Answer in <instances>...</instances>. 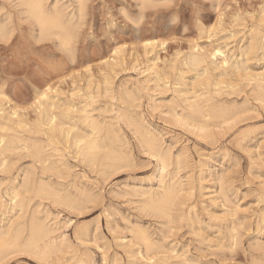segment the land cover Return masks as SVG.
<instances>
[{"label": "rangeland", "instance_id": "374dc122", "mask_svg": "<svg viewBox=\"0 0 264 264\" xmlns=\"http://www.w3.org/2000/svg\"><path fill=\"white\" fill-rule=\"evenodd\" d=\"M46 1L71 35L67 45L60 46L59 29L38 31L18 0H0V137L10 145L0 155V227L20 220L8 192L24 174L67 199L62 204L20 190L23 219L34 216L48 224L57 247L48 259L18 251L0 264H264V96L255 87L264 74V0ZM217 49L221 54L214 58ZM196 53L204 61L189 65ZM195 98L208 123L188 105ZM52 116L71 130L69 136L48 133ZM90 120L100 130L93 135L105 145L95 163L73 138L92 134ZM11 122L27 124L20 129ZM151 133L169 160L164 169L144 142ZM110 147L118 157L113 163L102 159ZM34 148L51 155L52 170L43 171L29 156ZM174 181L181 186L171 217L146 211L141 193H156ZM141 231L152 241L150 248L139 238Z\"/></svg>", "mask_w": 264, "mask_h": 264}, {"label": "bare ground", "instance_id": "6f19581e", "mask_svg": "<svg viewBox=\"0 0 264 264\" xmlns=\"http://www.w3.org/2000/svg\"><path fill=\"white\" fill-rule=\"evenodd\" d=\"M5 1V0H4ZM144 1H146V0H144ZM18 2L20 3V4H22V5H24L25 7H26V11L29 13V15L37 22V24L39 25V27L40 28H38V29H40V30H38V31H41L42 33H44V34H51L52 33V30L53 29H59L60 31V34H58L59 36V38H61V43L60 44H62V45H60V46H63V44L64 45H67V43L69 42V40H70V33H69V31H67L68 29H66L65 27H64V25H63V23H62V21H61V15H60V13H57V12H54L53 14H51V13H49L48 12V10L45 8V2H47L46 0H18ZM56 5H57V3H56ZM16 6V5H15ZM52 6V5H51ZM51 8V7H50ZM67 8H69V7H67ZM53 9V8H52ZM15 10V9H14ZM17 10V9H16ZM50 11H52V10H50ZM55 11H56V9H55ZM69 11H70V9H69ZM68 14V13H67ZM3 15V14H2ZM19 15V14H18ZM28 15V16H29ZM7 16H8V14H7ZM29 16V17H30ZM70 17V16H69ZM76 17V16H75ZM2 18H4V17H2ZM82 18V17H81ZM10 20V19H9ZM263 20V19H262ZM3 22V21H2ZM264 23V22H263ZM6 24V23H5ZM10 24V23H9ZM73 24V23H72ZM2 28V27H1ZM5 28V27H4ZM252 28V27H251ZM77 29V28H76ZM4 30V29H3ZM8 30V29H7ZM252 32H254V31H252ZM56 33V32H55ZM74 33V32H73ZM251 33V32H250ZM258 33L260 34V31H258ZM262 34V33H261ZM6 35H8V34H6ZM5 35V36H6ZM250 35V34H249ZM4 36V35H3ZM42 36V35H41ZM38 37V36H37ZM56 37V36H55ZM4 38V37H3ZM48 38V37H47ZM250 39H252L251 37H249ZM255 39V38H254ZM3 40V39H2ZM250 41V40H249ZM254 41V40H253ZM248 42V41H247ZM249 43V42H248ZM263 43H264V41H263ZM251 43H250V47H251ZM256 45V44H255ZM261 45H262V39H261ZM246 45H244L243 47H245ZM67 47V46H66ZM197 48V47H196ZM247 48V47H246ZM246 48H244V49H246ZM253 47H251L250 49H252ZM215 49V48H214ZM213 49V50H214ZM219 49V48H218ZM216 50L214 53H210L214 58H216L215 56L217 55V54H221V51H219V50ZM248 49H249V47H248ZM249 49V50H250ZM259 49V48H258ZM66 50V49H65ZM194 50V49H193ZM68 51V50H67ZM71 51V50H70ZM201 51H203V50H201ZM243 51H245V50H243ZM205 52V51H204ZM251 52V51H250ZM256 52H257V49H256ZM71 53V52H70ZM203 53V52H202ZM206 53V52H205ZM245 53V52H244ZM74 54V53H73ZM188 54V53H187ZM191 54V53H190ZM208 54V53H207ZM70 55H72V54H70ZM241 55V54H240ZM243 55V54H242ZM245 55V54H244ZM210 57V56H209ZM246 57V56H245ZM222 60H223V58H221ZM188 61H189V65L191 64V65H197V64H199V63H201V61H204L203 60V56L202 55H198L197 53L196 54H193V55H191L190 56V58L188 59ZM223 62V61H222ZM244 62V61H243ZM188 63V62H187ZM186 63V64H187ZM237 63V62H236ZM241 63V62H240ZM184 64V63H183ZM210 64V63H209ZM220 64V63H219ZM224 64V63H223ZM223 64H222V66H223ZM205 65V64H204ZM204 65H202V66H204ZM214 65V64H213ZM227 65H229L228 63H227ZM234 65H235V63H234ZM234 65L232 66V68H234ZM242 65H244V64H242ZM153 66V65H152ZM221 66V67H222ZM204 67H206V66H204ZM230 67H231V65H230ZM208 68V67H207ZM219 68H220V66H219ZM223 68V67H222ZM174 69V68H173ZM206 69V68H205ZM211 69H212V67H211ZM241 69V67H239V70ZM180 70V69H179ZM217 70V69H216ZM224 70V69H223ZM185 71V70H184ZM229 71V70H228ZM227 71V72H228ZM157 72V71H156ZM183 72V71H182ZM205 74H207L205 71H203ZM225 72H226V70H225ZM264 72V71H263ZM181 73V72H180ZM204 74V75H205ZM221 74V73H220ZM219 74V75H220ZM244 74V73H243ZM257 74H258V72H257ZM222 75V74H221ZM248 75L250 76V73H248ZM176 76V75H175ZM182 76V75H181ZM180 76V77H181ZM218 76V75H217ZM246 76H247V73H246ZM160 77V76H159ZM207 77H209V76H207ZM210 77H211V75H210ZM219 77V76H218ZM251 77H253V76H251ZM251 77H248L247 76V78L249 79V78H251ZM257 77V76H256ZM260 76H258L257 78V80H259L258 81V83H257V86H255V87H258V88H256L257 89V91L258 90H260L261 91V94L264 96V74L259 78ZM164 78V77H163ZM177 78V77H176ZM216 78V77H215ZM254 78V81H255V77H253ZM181 79V78H180ZM213 80H214V78H213ZM226 80V79H225ZM249 80H252V79H249ZM179 81V80H178ZM196 81H198V80H196ZM201 81V80H200ZM206 81V80H205ZM207 82H208V80H207ZM227 82V81H226ZM255 82H257V81H255ZM199 83H201V82H199ZM221 83V82H220ZM179 84V83H178ZM210 84V83H209ZM213 84H214V82H213ZM217 84V83H216ZM47 86V85H46ZM218 87H220L219 85H217ZM221 88L223 89V87L221 86ZM221 88H220V90H221ZM194 89V88H193ZM212 89H214V88H212ZM48 90H50V88L48 89ZM219 90V89H218ZM195 91V90H194ZM216 91V90H215ZM41 92H42V90H41ZM47 92V91H46ZM50 92V91H49ZM180 92V91H179ZM187 92V91H186ZM212 92H214V91H212ZM193 93V92H192ZM221 93H223V92H221ZM226 93V92H225ZM50 93H48V95H49ZM176 94H177V92H176ZM179 94V93H178ZM183 94V93H182ZM182 94H179V95H182ZM185 94V93H184ZM183 94V95H184ZM195 94V93H194ZM205 94V93H204ZM214 94V93H213ZM227 94V93H226ZM230 94V93H229ZM44 95V94H43ZM187 95V94H186ZM189 95V94H188ZM219 95V94H218ZM126 96H127V94H126ZM185 96V95H184ZM193 96V95H192ZM261 96V95H260ZM38 97H40V95H38ZM44 96H42L41 97V100H42V98H43ZM46 97V96H45ZM49 97H51V96H49ZM49 97H48V99H49ZM180 97V96H179ZM199 96H196V98H198ZM201 97V96H200ZM210 97V96H209ZM219 96H217V98H218ZM52 98V97H51ZM91 98V97H90ZM184 98V97H183ZM195 98V100H193V101H189L188 102V105L193 109V110H195V111H197V112H199L202 116L204 115L203 114V112L201 111V109H203V108H205V107H203L202 105V108H201V106H199V104L197 103L198 102V100ZM260 98V97H259ZM129 99V98H128ZM134 99V98H133ZM199 99V98H198ZM202 99V98H201ZM207 99V98H206ZM52 100V99H51ZM54 100V99H53ZM120 100H121V98H120ZM186 100H189V98L186 96L185 97V99H183V102H185ZM191 100H192V98H191ZM200 100V99H199ZM44 101V100H43ZM50 101V100H49ZM123 101H125V100H123ZM127 101V100H126ZM132 101V100H131ZM181 101V100H180ZM207 101H210V100H207ZM214 101V100H213ZM218 101V100H217ZM53 102V101H52ZM41 103V102H40ZM204 103H205V101H204ZM218 103V102H217ZM42 104H43V102H42ZM47 104H49L48 102H47ZM53 104V103H52ZM56 104H57V102H56ZM123 104H124V102H123ZM177 104V103H176ZM184 104V103H183ZM41 105V104H40ZM131 106V104H128V106ZM44 106V105H43ZM51 106V105H50ZM84 106V105H83ZM82 106V107H83ZM129 106V107H130ZM186 106V105H185ZM205 106V105H204ZM48 107H49V105H48ZM71 107V106H70ZM70 107L68 106V108H69V110H70ZM132 107V106H131ZM179 107H180V104H179ZM213 107V106H212ZM227 107H228V105H227ZM43 108V107H42ZM53 108H55V106L53 107ZM67 108V109H68ZM78 108V107H77ZM85 108H86V105H85ZM185 108V107H184ZM37 109V108H36ZM74 108H72V110H73ZM219 109H220V106H219ZM63 110V109H62ZM66 109H64L63 111H65ZM70 111V112H73V111ZM85 110V109H84ZM174 110V109H173ZM14 111H16V110H13V112ZM38 111H40V110H38ZM67 111V110H66ZM65 111V112H66ZM79 111V110H78ZM85 111H87V110H85ZM89 111V110H88ZM13 112H12V114H13ZM175 112V111H174ZM181 112H182V110H181ZM188 112V111H187ZM83 113H85V112H83ZM86 113H88V112H86ZM127 113H129V112H127ZM221 113H222V110H221ZM224 113H226L225 111H224ZM223 113V114H224ZM10 114V113H9ZM41 114V113H40ZM40 114H37L38 115V117H41L40 116ZM52 114V113H51ZM227 114V113H226ZM230 114V113H229ZM229 114L227 115V116H229ZM45 115V114H44ZM68 115H69V113H68ZM130 115V114H129ZM207 115V114H206ZM208 115H210V114H208ZM207 115V117H209ZM8 116V115H7ZM7 116L5 117L6 118V121H8L7 120ZM57 116V115H56ZM55 116V117H56ZM86 116V115H85ZM84 116V117H85ZM100 116V115H99ZM182 116V115H181ZM222 116V115H221ZM220 116V114H219V117L218 116H216L217 118H220L221 117ZM226 115H224L223 117H222V120H224V119H226V117H225ZM12 117V116H11ZM45 118H46V116H44ZM78 117V116H77ZM80 117V116H79ZM95 117V116H94ZM175 117V116H174ZM205 116H203V118L202 119H205V122H206V118H204ZM4 118V119H5ZM10 118V117H9ZM13 118V117H12ZM15 118V117H14ZM85 118H88V119H90V117H85ZM108 118V117H107ZM184 118V117H183ZM210 118H211V116H210ZM210 118H208V119H210ZM230 118V117H229ZM18 119H20L19 117H18ZM17 118H16V120H18ZM77 120H79L78 118H76ZM83 119V118H82ZM136 119H137V117H136ZM185 119V118H184ZM2 120H3V118H2ZM53 116L51 117V119H48V122L46 121V119H45V121L47 122L46 123V125L48 124V126H46V127H48V130L47 131H49L48 133H50V134H52L53 135V133L55 132H57V131H61V132H63L64 134H65V137H67V135H68V133H69V131H71V130H69V129H67V130H65V129H63V127H60V125L58 126V125H56L53 121ZM68 120H70V118L68 119ZM110 120V119H109ZM181 120H182V118H181ZM190 120V119H189ZM215 120V119H214ZM23 121H24V118H23ZM71 121H72V119H71ZM85 121H86V119H85ZM84 121V122H85ZM91 121V120H90ZM98 121V120H97ZM128 121H129V119H128ZM179 122H180V119L178 120ZM226 121V120H225ZM17 122H20V121H17ZM109 122V121H108ZM127 122V121H126ZM134 122H135V120H134ZM5 123V122H4ZM12 123V122H11ZM38 123H41V120L40 121H38ZM87 123V122H86ZM107 123V122H106ZM185 123V122H184ZM206 123H208V121L206 122ZM13 124V123H12ZM15 122H14V126H15ZM20 124V123H19ZM25 124H27V123H25ZM25 124H21L20 125V127L18 126V124H17V126L21 129V127H22V129H23V127H24V125ZM42 124V123H41ZM44 124V123H43ZM70 124V123H69ZM88 124V123H87ZM101 124V123H100ZM136 124V123H135ZM210 124V123H209ZM208 124V125H209ZM8 125V124H7ZM77 125V124H76ZM133 125V124H132ZM184 125V124H183ZM190 125V124H189ZM194 125V124H193ZM199 125H202V124H199ZM3 126V125H2ZM10 126V125H9ZM8 126V127H9ZM17 126H15L16 128H17ZM33 126H34V124H33ZM63 126V125H62ZM85 126V125H84ZM87 126H89V128L91 129V131H92V134L91 135H87V134H79V135H75V137H74V135H73V138H75V142H74V144L76 143V145L78 146V148H79V150L82 152V151H84V156L86 157L85 159H87V161L89 160L90 162H93V163H95V160L97 159V157H98V155H99V152H100V150L103 148V145L100 143V141L98 142V140H96V138H95V136L93 135V133L95 132V131H98L99 130V125L96 123V121L95 122H93V121H91L90 123H89V125H87ZM104 126V125H103ZM110 126H112L111 124H110ZM210 126V125H209ZM227 126V125H226ZM1 127V126H0ZM105 127H106V125H105ZM137 127V126H136ZM195 127H196V125H195ZM201 127V126H200ZM208 127V126H207ZM206 127V128H207ZM5 128H6V123H5V125H4V128H3V130H5ZM27 126H26V129L24 128V130H27ZM41 128V127H40ZM43 128V127H42ZM69 128V127H68ZM77 128V127H76ZM134 128V127H133ZM198 128V127H197ZM47 129V128H46ZM199 129V128H198ZM1 130H2V127H1ZM9 130H10V128H9ZM18 130V129H17ZM133 130V129H132ZM140 130V129H139ZM144 130V129H143ZM7 131V130H6ZM29 131H31L30 129H29ZM29 131H26V133L27 132H29ZM73 131V130H72ZM100 131V130H99ZM136 131H137V128H136ZM145 131V130H144ZM152 131V130H151ZM150 131V132H151ZM11 132H13V130L11 129ZM20 132V131H19ZM81 132V131H80ZM84 132V131H83ZM87 132V131H86ZM140 132V131H139ZM253 132V131H252ZM30 133V132H29ZM54 133V134H55ZM60 133V132H59ZM143 133V132H142ZM147 133V132H146ZM98 134V133H97ZM96 134V135H97ZM152 134V133H151ZM197 134V133H196ZM3 135H5V134H3ZM49 135V134H48ZM52 135H50V138L52 139V137L54 138V135L52 136ZM58 135V134H57ZM213 135V134H212ZM0 136H2L1 134H0ZM8 136V135H7ZM47 136V135H46ZM52 136V137H51ZM69 136V135H68ZM71 136V135H70ZM117 136V135H116ZM10 137H11V135H10ZM20 137V136H19ZM56 137L57 136H55V139H56ZM138 137H139V134H138ZM157 137V136H156ZM1 139H0V155H1V150L4 148V149H6L7 148V146H9L10 147V145H7L8 143H6V145H5V143H2V141H3V138L2 137H0ZM7 138V137H6ZM48 138V137H47ZM49 138V139H50ZM72 138V137H71ZM98 138V137H97ZM102 138V137H101ZM214 138V137H213ZM22 139V138H21ZM36 139V138H35ZM48 139V140H49ZM50 139V140H51ZM156 139V138H155ZM154 138H153V134H152V136L151 135H147L145 138H144V142L146 143V145L155 153V155H157L158 157H159V163H160V168L161 169H164V167L166 166V162H168L167 161V156H166V154H163L162 152H161V149L158 147V144H157V142H156V140H155ZM159 139H160V136H159ZM9 140V139H8ZM11 140V139H10ZM18 140V139H17ZM62 140H63V137H62ZM68 140V139H67ZM69 140H71L70 138H69ZM68 140V141H69ZM23 141V140H22ZM21 141V142H22ZM28 141H29V138H28ZM37 141V140H36ZM67 141V142H68ZM72 141V140H71ZM74 141V140H73ZM72 141V142H73ZM111 141V140H110ZM7 142V141H6ZM14 142V141H13ZM38 142H40V140H38ZM56 142H57V140H56ZM60 142V141H59ZM65 142V141H64ZM66 142V143H67ZM12 143V142H11ZM10 143V144H11ZM24 143H25V141H24ZM31 143L33 144V142H30V145H31ZM112 143V142H111ZM125 143V142H124ZM46 144H47V142H46ZM13 145H15V144H13ZM23 145V144H22ZM40 145H41V143H40ZM75 145V146H76ZM16 146H17V144H16ZM32 146H34V145H32ZM51 146V145H50ZM74 146V147H75ZM12 147V146H11ZM38 147H40V146H38ZM46 147H48L47 145H46ZM56 147V146H55ZM104 147H105V145H104ZM54 148V147H53ZM13 148H11L10 150H12ZM49 149V148H48ZM66 149V148H65ZM165 149V148H164ZM14 150V149H13ZM16 150V149H15ZM17 150H19V149H17ZM21 150H23V149H20L19 150V152L21 151ZM59 150V149H58ZM73 150V149H72ZM104 150H106V151H104V153L102 154V159H104V160H109V161H112V163H113V160H115V159H117L118 157L116 156L117 154H115L114 152H113V149L110 147V149H106V148H104ZM24 151H25V148H24ZM48 151V150H47ZM103 151V150H102ZM147 151H149V150H147ZM10 152V151H9ZM28 153H30L29 154V156L31 155L32 157H34L33 159H35V161L37 160L38 162H40V164H41V167L40 166H38V167H40L43 171H50V170H52L54 167V165H53V162L52 161H50L51 159H49L48 157H50L51 155H48L47 154V157L45 156V155H42V153L40 154V152H39V150L37 149V148H34L33 149V151L31 150V152H29V150L27 151ZM54 152V151H53ZM56 152V151H55ZM149 152H151V151H149ZM7 153V152H6ZM5 153V154H6ZM13 153V152H12ZM16 153V152H15ZM58 153V152H57ZM3 154V153H2ZM11 154V152L9 153V155ZM14 154V153H13ZM23 154H25V153H23ZM53 154V153H52ZM61 154V153H60ZM79 154V153H78ZM26 155V154H25ZM28 155V154H27ZM59 155V154H58ZM19 156V155H18ZM78 156V155H77ZM82 156V155H81ZM153 156V155H152ZM5 157V156H4ZM3 157V158H4ZM7 157H8V155H7ZM7 157H6V159H7ZM83 157V156H82ZM2 160H5V158L4 159H2ZM21 160V159H20ZM11 161V160H10ZM13 161V160H12ZM4 162V161H3ZM30 162V161H29ZM28 162V163H29ZM56 162H57V160H56ZM116 162V161H115ZM118 162V161H117ZM63 163H65V162H63ZM89 163V162H88ZM121 163V162H120ZM173 163V162H172ZM8 164H9V161H8ZM16 164V163H15ZM32 164V163H31ZM38 164V163H37ZM70 164V163H69ZM63 165V164H62ZM68 165V164H67ZM89 165V164H88ZM91 165V164H90ZM93 165V164H92ZM95 165V164H94ZM111 165V164H110ZM118 165V164H117ZM5 166H7L6 164H5ZM69 166V165H68ZM67 166V167H68ZM108 166H109V163H108ZM113 166L115 167V163L113 164ZM64 167V166H63ZM90 167V166H89ZM110 167V166H109ZM120 167V166H119ZM0 168H1V166H0ZM32 168H33V166H32ZM94 168V167H93ZM92 168V169H93ZM100 168V167H99ZM106 168V167H105ZM23 169H24V167H23ZM91 169V168H90ZM102 169V168H101ZM159 169V168H158ZM160 169V170H161ZM1 170H3V169H1ZM71 170H72V166H71ZM54 171V170H53ZM95 171V170H94ZM56 170H55V174H56ZM106 172V171H105ZM48 173V172H47ZM51 173V172H50ZM100 174V173H99ZM161 174H162V172H161ZM43 176V175H42ZM57 176H58V174H57ZM67 176V175H66ZM159 177H161V176H159ZM220 177L222 178V176L220 175ZM43 178V177H42ZM61 178V177H60ZM69 178H71V177H69ZM164 178V177H163ZM15 179V178H14ZM34 180H35V178H33ZM48 179V178H47ZM161 179V178H160ZM34 180H32L31 179V177L29 176V174H24V177H23V179H22V182L18 185V187L17 186H13L11 189H10V191L8 192V194H9V196H10V205H11V207L13 208V207H19V213H20V211L22 212V215H21V217H20V220L19 221H13V220H11L10 222H9V224L6 226L5 225V227L3 226V227H0V262H4V260L6 259V257L8 256V255H10L11 253L13 254L14 252H17L18 253V251H26L27 253L29 252L30 254L32 253L33 255H35L36 257H38V258H40V261H41V259H48L47 258V256H48V254L53 250V249H56V244H55V241H54V239H52L50 236H49V234L51 233V231H52V229L50 228V227H48V224H47V226L44 224V223H41L40 221H38L34 216H30V218H29V220H24L23 218H24V213H25V209H24V204H23V197H20V190H23V192H32V195L34 194V196L35 195H38V196H43V197H45V199H47L48 197H52L54 200H57V201H61V203L63 204V202H65V200L67 199V196H65V195H63V194H61L60 192H59V189L58 190H56V189H53L52 187H50L47 183H43V182H39L38 184H35V181ZM65 180V179H64ZM77 180V179H76ZM2 181H3V179H2ZM48 181V180H47ZM73 181H74V179H73ZM158 181L160 182V180H159V178H158ZM179 181V180H178ZM49 182V181H48ZM75 182V181H74ZM161 183V182H160ZM4 184V183H3ZM53 184V183H52ZM51 185V184H50ZM59 185H60V183H59ZM58 185V186H59ZM72 185H73V183H72ZM179 186H181V185H179L176 181H174L173 183H168L167 185L166 184H162L161 186H160V191H158V192H156V193H153L152 191H143V193H141L142 195H144L145 196V204H144V209H151V211L153 210V213L155 212V213H157L158 214V217H159V214L160 215H162V216H164V217H166V218H169V217H171V215H170V209H171V206H172V203L174 202L173 201V199H174V197H175V195H177V193H178V190H179ZM55 187V186H54ZM79 187V186H78ZM131 187V186H130ZM63 188V187H62ZM181 188V187H180ZM3 189V188H2ZM136 189V188H135ZM140 189V188H139ZM141 189H143V188H141ZM146 189V188H145ZM134 190V189H133ZM132 190V191H133ZM156 190V189H155ZM158 190H159V188H158ZM157 191V190H156ZM82 192H84L83 190H82ZM22 193V192H21ZM75 193V192H74ZM80 193V192H79ZM85 193V192H84ZM93 193V192H92ZM135 193V192H134ZM137 193V192H136ZM6 194V193H5ZM87 195V194H86ZM139 195V194H138ZM72 196V195H71ZM90 196H92V195H90ZM47 197V198H46ZM88 197V196H87ZM140 197V196H139ZM40 198H42V197H40ZM28 199H32V197L31 198H29L28 197ZM28 199H27V201H28ZM48 200H52V199H48ZM91 200V199H90ZM35 201H36V199H35ZM43 201V200H42ZM28 202H30V201H28ZM52 202H53V200H52ZM51 202V203H52ZM67 202V201H66ZM69 202H70V200H69ZM43 203V202H42ZM59 204H60V202H58ZM143 203V202H142ZM177 204V203H176ZM38 205H41V204H38ZM71 205H73V203L71 204ZM142 205V204H141ZM181 205V204H180ZM2 206H4V204H3V202H2V200H1V195H0V210H1V207ZM28 207V206H27ZM37 207V206H36ZM35 207V208H36ZM146 207V208H145ZM30 208V207H29ZM34 208V207H33ZM77 208V207H76ZM173 208V207H172ZM16 209V208H15ZM147 209H146V211H147ZM9 210V209H8ZM17 210V209H16ZM237 211V210H236ZM5 212V211H4ZM42 212V211H41ZM10 213V212H9ZM30 213V212H29ZM38 213H40V212H38ZM45 213V212H44ZM150 213H152V212H150ZM3 214V213H2ZM1 214V215H2ZM11 214V213H10ZM189 214H190V212H189ZM37 215V214H36ZM173 215H175V213H173ZM15 216V215H14ZM156 216V215H155ZM161 216V217H162ZM178 216V215H177ZM46 218V217H45ZM263 218V217H262ZM11 218H9V220H10ZM16 219H17V217H16ZM22 219V220H21ZM18 220V219H17ZM41 220V219H40ZM173 220V219H172ZM42 221V220H41ZM48 221V220H47ZM168 221V220H167ZM1 222V221H0ZM169 222V221H168ZM3 224H4V221H3ZM166 224V223H165ZM168 224V223H167ZM53 225V224H52ZM135 225V224H134ZM163 225V224H162ZM134 228H137L136 226L134 227ZM140 229V228H139ZM136 230V229H135ZM135 230H133V231H135ZM138 230V229H137ZM55 231H57L56 229H55ZM75 232V231H74ZM77 232V231H76ZM80 232V231H79ZM86 232H87V230H86ZM78 233V232H77ZM82 234V233H81ZM134 235V234H133ZM140 237L139 238H141V240H142V242H144V244H145V246H146V248H150L151 247V245H152V241H150V239H149V237H148V235L146 234V233H144L143 231H141L140 232ZM58 236V235H57ZM83 236H85V234L83 235ZM60 237V236H59ZM81 237V236H80ZM134 237H136L137 238V236H136V234L134 235ZM135 238V239H136ZM59 240H60V238H58ZM63 239V238H62ZM137 240V239H136ZM82 241H83V239H82ZM139 241V240H138ZM141 242V243H142ZM61 243H63V242H61ZM137 243V242H136ZM154 243V242H153ZM59 245V244H58ZM61 245V244H60ZM67 245V244H66ZM139 245V244H138ZM157 245V244H156ZM213 247V246H212ZM217 247H218V244H217ZM163 248V247H162ZM60 249V248H59ZM70 249V248H69ZM26 252H20V253H26ZM66 252H68V250H66ZM78 252H79V250H78ZM128 252V251H127ZM134 252V251H133ZM144 252V251H143ZM166 252V251H165ZM29 253H28V255H29ZM59 253V252H58ZM81 253H82V251H81ZM156 253V252H155ZM52 254V253H51ZM50 254V255H51ZM63 254H65V253H63ZM62 253H61V255H63ZM72 254V253H71ZM128 254V253H127ZM142 254V253H141ZM147 254V257H148V254L149 253H146ZM145 254V255H146ZM152 254V253H151ZM175 254V253H174ZM85 255H87L86 253H85ZM137 255V254H136ZM157 255V254H156ZM179 255V254H178ZM177 255V256H178ZM75 256V255H74ZM128 256V255H127ZM143 256V255H142ZM176 256V255H175ZM35 257V258H36ZM51 257H53L52 255H51ZM129 257H130V254H129ZM133 257V256H132ZM153 257H154V255H153ZM156 257L157 256H155V259H156ZM163 257V256H162ZM60 258L61 257H59V259H58V261L60 260ZM150 258V257H149ZM152 258V257H151ZM56 259V258H55ZM54 259V260H55ZM62 260H63V258H61ZM168 259V258H167ZM51 260V259H50ZM71 260V259H70ZM79 260H80V258H79ZM140 260H141V257H140ZM147 260V259H146ZM157 260H159V259H157ZM168 260H170V259H168ZM43 261H45V260H43ZM53 261V260H52ZM63 261H65V260H63ZM84 261V260H83ZM129 261H131V260H129ZM60 262V261H59ZM68 262V261H67ZM82 262V261H81ZM88 262V261H87ZM143 262H145L144 260H143ZM166 262H167V260H166ZM47 263V262H46ZM53 264V263H52ZM56 264H57V262H56ZM82 264H84V263H82ZM132 264H134V263H132ZM139 264H141V263H139ZM143 264V263H142ZM194 264V263H193Z\"/></svg>", "mask_w": 264, "mask_h": 264}]
</instances>
